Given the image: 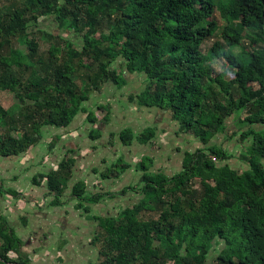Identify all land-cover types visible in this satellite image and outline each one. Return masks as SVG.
Listing matches in <instances>:
<instances>
[{
    "label": "trees",
    "instance_id": "trees-1",
    "mask_svg": "<svg viewBox=\"0 0 264 264\" xmlns=\"http://www.w3.org/2000/svg\"><path fill=\"white\" fill-rule=\"evenodd\" d=\"M216 10L226 20L227 48L216 41L204 53L203 43L219 29ZM43 18H52L62 34L40 29ZM245 38L250 48L242 46ZM215 56L226 61L223 73L208 64ZM119 60L130 74L146 76L138 105L170 111L179 131L192 132L203 146L185 150L182 170L171 176L150 171L151 160L143 158L138 185L122 190L140 199L115 215H93L101 264H264V0H0V94L16 100L9 109L0 101V157L26 153L46 128H68L79 114L87 115L90 138L100 139L97 115L84 104L108 83L127 84L125 71L114 66ZM231 119L246 127L242 137L249 139L243 170L212 143L230 134ZM118 137L125 145L137 139L132 129ZM76 164V157H65L39 176L54 194L51 206L61 202ZM72 196L87 215L105 197L87 194L82 180ZM15 237L0 214L5 262L17 249Z\"/></svg>",
    "mask_w": 264,
    "mask_h": 264
},
{
    "label": "rangeland",
    "instance_id": "rangeland-1",
    "mask_svg": "<svg viewBox=\"0 0 264 264\" xmlns=\"http://www.w3.org/2000/svg\"><path fill=\"white\" fill-rule=\"evenodd\" d=\"M213 18L217 20L219 29L215 35L203 43L201 49L204 53H207L216 41L223 42L221 28L226 24V20L222 18L218 10H216ZM39 26L40 29L55 33V35L62 34V30L52 18L41 19ZM245 34L249 35L250 32L246 30ZM71 35L73 36V34ZM72 36L65 35V37ZM33 40L40 41L38 39ZM42 46L45 49L48 47L47 43H42ZM242 46L250 48V41L247 38L243 39ZM223 48H227L224 42ZM240 49L238 46L235 51ZM120 62L122 61L119 60L114 66L121 68L120 71H125L127 84L122 88H118L114 84L108 83L100 92L92 93L89 101L84 104L87 109L95 111L102 137L96 141L92 140L89 134V125L86 122V114L85 116L79 114L69 129L46 128L41 140H44V142L40 143L43 151H47L49 164L53 160L60 163L63 158L69 156L77 158L76 172L65 193L64 201L73 208V210L71 208L72 212L79 213L80 217H86V222L82 221L81 223L83 227L79 230L80 236L91 234L95 238L98 230L93 224V215H115L121 209L134 205L140 199L141 196L138 192L129 191L127 194H123L122 190L129 185H138L142 170H137L136 166L143 158L151 160V164L148 165L150 171H161L171 176L182 170L185 150H195L203 146L192 132L179 131V124L173 119L170 111L138 105L135 96L145 90L147 86L146 76L143 73L130 74L126 65L122 67ZM208 64L212 66L215 74L223 73L227 66L225 59L217 56ZM225 76L227 78L233 77L229 71L225 73ZM252 87L258 88L259 84L253 83ZM131 97H134L133 101H131ZM0 101L6 109L12 108L16 103L13 94L10 92H2ZM100 106L103 109H99ZM230 122V134L221 133L212 140V143L223 145L228 153L232 154L226 162L236 169L243 170L248 167L243 158L246 146L249 143V139L242 137V131L246 127L239 129L238 126L234 125L233 119ZM75 128H78V132L72 140L73 136L70 132ZM125 129H132L137 136V139L131 145H125L118 137L121 131ZM147 130H152L154 135L151 136L146 133ZM235 130L236 134L232 135ZM144 133L148 136L146 140L145 138L144 140L139 139L145 135ZM63 136L65 138H61ZM119 162V167H115ZM223 162L225 163V161ZM102 173L107 174L110 178L104 179ZM30 176L31 173H25L21 176L20 182L23 187L29 185ZM79 180H85L87 192L90 196L94 194L105 195L99 205L95 206V210L87 216L82 214L83 208L78 211L75 209L80 201L72 197L71 193L74 185ZM195 185L199 186L198 180ZM109 194L116 195V198L112 199L108 196ZM84 204L86 205V203ZM147 216L148 214H146ZM70 227H66L65 231ZM70 232L71 230H69ZM86 240L83 241V238H81V245L89 243V239ZM93 243H91L92 247L88 244L90 249L78 246L79 249L75 250L74 248L73 251H69L68 255L72 259V263L101 264L104 259L100 255V245ZM222 246L223 243H220L212 249L208 259L209 262L215 259Z\"/></svg>",
    "mask_w": 264,
    "mask_h": 264
},
{
    "label": "crops",
    "instance_id": "crops-1",
    "mask_svg": "<svg viewBox=\"0 0 264 264\" xmlns=\"http://www.w3.org/2000/svg\"><path fill=\"white\" fill-rule=\"evenodd\" d=\"M81 115L85 116V114ZM88 125L90 134L92 126L89 123ZM77 132L78 128L71 130L72 140ZM41 142L43 143L44 140L22 155L0 157V214L8 219L11 231H14L15 238L19 240L17 249L8 253L9 261L5 262L0 258L1 264H74L68 254L74 248L75 250L79 247L90 249L88 244L92 247L91 243L94 242V236L91 234L79 235V230L83 227L81 223L86 222V217H80L79 213L72 212L73 208L64 201L65 195L58 206H51L54 194L49 192L46 179L42 180L39 176L56 170L60 163L53 160L49 164V156L47 151H43ZM25 173H31V176L29 185L23 187L20 181ZM36 177L38 178L35 182ZM97 205L99 203L93 206L91 212ZM78 207L79 203L75 207L77 211ZM82 214L87 216L84 211ZM93 222L96 227L95 220ZM69 226L71 227L65 231ZM81 238L83 241L88 238L89 243L81 245ZM7 245L5 240L0 238V248Z\"/></svg>",
    "mask_w": 264,
    "mask_h": 264
}]
</instances>
